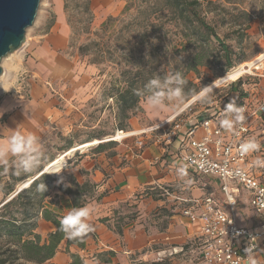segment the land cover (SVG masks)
<instances>
[{"label": "rangeland", "instance_id": "obj_1", "mask_svg": "<svg viewBox=\"0 0 264 264\" xmlns=\"http://www.w3.org/2000/svg\"><path fill=\"white\" fill-rule=\"evenodd\" d=\"M199 3V14L229 46L232 64L252 61L264 51V0H199ZM60 13L69 28L68 45L58 50L52 58L53 64L48 66L39 51L46 34L53 27H60ZM198 52L204 54V63L195 68ZM0 66L4 72L0 75V101L4 98L31 101L39 110V121L31 134L33 150L27 154L14 153L0 164V201L5 196L3 186L8 182H15L16 190L44 173L51 178L42 181L33 193L48 187L45 204L55 201L61 187L77 191V184L85 182L87 187L81 196L89 202L97 194L86 166L111 162L124 152L125 145L133 142L134 137L122 142L107 140L119 130L128 132L158 125L160 122L151 120L149 114L158 111L164 118L181 111L190 102L194 104L180 118L194 116L226 99L234 104L248 99L251 105L264 101V65L237 81L216 86L205 100H186L188 90H193L187 82L196 84L198 96L227 68L226 58L214 35L195 17L188 23L178 19L166 0H42L22 47L4 57ZM153 79L158 81L156 85L150 83ZM36 85L42 90L39 97L33 91ZM127 89L142 97L138 107L124 113L119 96ZM176 89H180L179 97L172 95ZM156 92L164 95L158 105H153L150 98ZM94 140L100 143L67 156L64 171H47L49 163L62 153ZM100 144L106 146L99 149ZM26 159L30 160L27 168ZM74 168H78L80 177L67 173V169ZM197 179L201 178H192ZM153 197L163 201V205L148 213L131 207L123 221L115 222V230L120 232L121 224L139 221L147 231L152 228L164 231L177 213L176 207L169 209L173 201L165 194ZM11 210L23 217L19 204ZM3 241L1 238L0 246ZM154 258L133 264L187 261L183 255L169 253Z\"/></svg>", "mask_w": 264, "mask_h": 264}, {"label": "crops", "instance_id": "obj_2", "mask_svg": "<svg viewBox=\"0 0 264 264\" xmlns=\"http://www.w3.org/2000/svg\"><path fill=\"white\" fill-rule=\"evenodd\" d=\"M58 22L60 27L56 29L53 27L46 34L45 44L39 51V55L48 66L53 64L52 58L58 50L68 45L69 28L64 23L61 13ZM33 91L38 96L42 90L36 85L33 87ZM223 102L222 104H211L208 106L210 108L205 107L194 116L189 117L196 121L195 118L207 109L209 110L203 116H214L224 109ZM34 107L36 106L31 101L25 103L12 98H4L0 101V164L14 154L10 150V145L7 149L4 148L13 134L19 132L25 137L34 134L36 122L39 121V110ZM174 114L170 113L164 118H161L158 111L149 114L151 120L156 119L155 122L161 124L157 123L158 125L143 128L139 134L128 137H134L133 142L125 145L124 152L111 162L105 161L101 166H86L87 172H89L88 179L94 184V192L98 195L82 206L91 209L86 223L92 229V235L87 237L85 249L74 245L70 246L71 252L79 253L84 258V264H133L134 261L145 258L154 260V257L165 253L183 255L187 260L184 262L185 264L202 261L204 237L201 234V222L191 221L188 216L183 214V210L189 208L196 214H201L203 208L199 202L203 198L212 195L223 199L224 196L217 178L204 176L195 169L180 165L177 154L183 148L181 140H176L168 146L156 140L154 130L162 126L165 119L168 118V121H171ZM236 117L237 113L229 116L222 111L217 118L220 120L230 119L233 126L237 121ZM252 130L264 150V117L254 119ZM204 134L205 128L200 126L197 130V137ZM139 140L144 142V146L137 145ZM78 168L67 169V173H73L76 177H80ZM197 176L201 179L192 180ZM262 179L264 180V176ZM83 181L81 180V182ZM159 193L167 195L168 200L173 201L169 204V209L176 207L177 212L172 216L164 231L154 228L147 231L144 224L137 223L139 221L121 224L120 232L115 230V222L123 221L131 207L136 206V210L148 213L156 207L162 206L164 202L153 197ZM57 194L55 201L46 204L47 208L60 217L65 216L72 209H76L71 194L61 190H58ZM242 194L237 211L239 221L246 226H257L260 217L251 210L249 193L242 190ZM144 196L148 197L144 198ZM139 198L142 199L139 200ZM3 199L4 197L0 202ZM55 230L52 222L41 217L35 232L40 234L45 242L49 234ZM108 251L115 253L111 262H102L94 258L95 255ZM48 262L54 264H69L71 262L66 240L60 244L57 253ZM243 264H264V248L257 250Z\"/></svg>", "mask_w": 264, "mask_h": 264}, {"label": "built area", "instance_id": "obj_3", "mask_svg": "<svg viewBox=\"0 0 264 264\" xmlns=\"http://www.w3.org/2000/svg\"><path fill=\"white\" fill-rule=\"evenodd\" d=\"M193 104L190 102L169 123L154 130L156 140L166 146L181 140L183 148L177 154L180 165L217 178L224 196L223 199L212 195L203 198L199 202L203 208L201 214L189 208L183 210L191 221L201 222L204 237L202 261L187 264H243L264 248V150L252 130L254 119L264 117V101L258 105L245 102L237 106L245 109L237 114L244 119L237 120L231 129L223 127L217 118L222 111L229 116L236 115L226 113V100L224 109L214 116H203L207 109L196 121L191 116L180 118ZM200 126L205 128V134L197 137ZM252 142L257 148L245 151L244 145ZM137 145L142 147L144 142L139 140ZM242 190L249 193L251 210L260 217L257 226H246L239 221L237 211Z\"/></svg>", "mask_w": 264, "mask_h": 264}, {"label": "trees", "instance_id": "obj_4", "mask_svg": "<svg viewBox=\"0 0 264 264\" xmlns=\"http://www.w3.org/2000/svg\"><path fill=\"white\" fill-rule=\"evenodd\" d=\"M166 4L174 10L177 18L184 23H188L192 20V17H195L199 24L203 26L209 34L214 35L219 41L222 49L224 50L227 65V68L222 71L219 77L224 76L233 66H236V64H232L230 60L231 50L229 46L216 33L214 27L208 24L204 17L199 14V0H166ZM203 59L204 54H202V52H198L195 56V68L204 63ZM242 62L243 60L237 65ZM187 83L193 86V90H188L189 93L186 97V100H190L196 96L198 90L196 84L193 82ZM141 97L142 96L140 94H134L129 89L122 92L119 96L122 111L127 113L128 111L138 107ZM230 102L233 103L232 100L229 101L226 99L227 104ZM245 102L252 104L248 99H244L234 105L237 107ZM105 146L106 145L104 144H100L97 148L103 149ZM50 178V175L43 173L40 176L35 177L28 188L18 192L8 202L3 204L2 202L5 199L0 202V239L4 238V244L0 246V264H23L24 262L46 264L55 256L60 244L64 240L67 242V251L70 253L71 257V262L69 264H84V258L79 253L71 252L70 246L74 245L80 249H85L86 239L89 235H91V232L89 231L83 236L67 238L65 232L61 231L60 220L62 217L47 208L44 202L45 198L48 196L49 188L45 186L41 191L33 193L34 190L40 186L42 181H46ZM87 183L88 182H85L82 185L77 184V191H73L70 187H61L60 190L73 196V204L75 208L82 207L88 203V201L83 199L81 196V193L86 190ZM14 190L15 182H8L6 186H3V192L5 193L6 198L14 193ZM17 204H19L23 209L21 212L23 215L22 218L14 215L11 210V208ZM35 211H37V213H34ZM39 217H43L44 219L52 222L56 228L55 232L49 234L48 239L45 242H43L42 236L35 232L37 228V219ZM33 219L35 220L32 221ZM114 255V252L108 251L97 254L94 258L102 262H111Z\"/></svg>", "mask_w": 264, "mask_h": 264}, {"label": "clouds", "instance_id": "obj_5", "mask_svg": "<svg viewBox=\"0 0 264 264\" xmlns=\"http://www.w3.org/2000/svg\"><path fill=\"white\" fill-rule=\"evenodd\" d=\"M222 79H218L214 82L215 85H218L222 83ZM152 85H156L158 83L157 80L153 79L150 81ZM212 91V87H206L202 90V92L199 94V99L205 100L207 97V94ZM164 95L163 92H156L154 96L150 98V103L153 105H158L161 101V97ZM172 95L179 97L181 95L180 89H176ZM226 113H232L235 112L237 114H242L245 109L243 107H235L234 103L230 102L226 105L225 109ZM237 120H243V115H237ZM221 124L226 129L232 128V121L230 119H223L221 120ZM33 144H34V137L27 136L20 134L19 132L13 134L10 141L7 143V145L4 146L5 149H7L10 145V150L15 154L24 153L27 154L28 152L33 150ZM257 144L252 142L244 145V150H252L256 149ZM25 167L30 166V160L24 161ZM43 187V186H41ZM91 212V209L89 207H81L72 209L69 211L65 216H63L60 220L61 224V231L65 232L67 238L76 237V236H83L85 233H88L92 229H90L89 225L86 223V219L89 217Z\"/></svg>", "mask_w": 264, "mask_h": 264}, {"label": "water", "instance_id": "obj_6", "mask_svg": "<svg viewBox=\"0 0 264 264\" xmlns=\"http://www.w3.org/2000/svg\"><path fill=\"white\" fill-rule=\"evenodd\" d=\"M41 1L0 0V63L8 54L22 47L27 29L35 22ZM1 74L4 72L0 66Z\"/></svg>", "mask_w": 264, "mask_h": 264}, {"label": "bare ground", "instance_id": "obj_7", "mask_svg": "<svg viewBox=\"0 0 264 264\" xmlns=\"http://www.w3.org/2000/svg\"><path fill=\"white\" fill-rule=\"evenodd\" d=\"M264 65V51L255 59H253L252 61L249 62H245L242 63L240 65L234 66L232 67L224 76L219 77L218 79H222V83L215 85L214 83L209 86L215 88L216 86H219L225 82H234L237 81L238 79H240L241 77L245 76L246 74H248L249 72H251V70L257 68L258 66H263ZM216 79V81L218 80ZM199 97L196 96L192 101L197 100ZM169 119H166L163 124L165 122H167ZM161 124V123H160ZM147 131V130H144ZM141 132V130H133V131H121L119 130L115 135H112L111 138L107 139V140H113V141H120L122 142L123 139L128 138L130 136L139 134ZM102 141V140H101ZM98 143H100V140H94L91 142H86L84 144H80L74 148H72L71 150H68L64 153H62L59 157H57L56 159H54L52 162L49 163L48 167H47V171H50L52 173H60L62 171V168H64V166L67 163V156L78 151V150H82V151H86L90 146H94L97 145ZM46 171V172H47ZM34 178L26 181L24 183H22L20 186H18V188L16 189V191L14 193H12L11 196L7 197V200H4L2 203H6L8 202L11 198H13L18 192L28 188L31 183L33 182ZM17 190H19L17 192ZM1 204V205H3Z\"/></svg>", "mask_w": 264, "mask_h": 264}]
</instances>
